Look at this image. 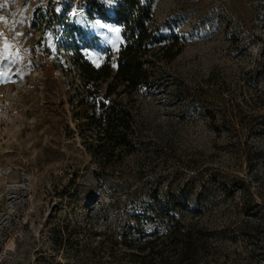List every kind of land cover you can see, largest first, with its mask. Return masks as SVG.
<instances>
[{
    "label": "rangeland",
    "instance_id": "374dc122",
    "mask_svg": "<svg viewBox=\"0 0 264 264\" xmlns=\"http://www.w3.org/2000/svg\"><path fill=\"white\" fill-rule=\"evenodd\" d=\"M100 1L114 0H0V264H113L122 227L141 247L175 240V223L192 240L182 264H264V0H153L181 51L138 91L139 151L97 178L60 69L62 15L91 62L115 58L120 27ZM36 7L50 24L31 25Z\"/></svg>",
    "mask_w": 264,
    "mask_h": 264
},
{
    "label": "trees",
    "instance_id": "16d2710c",
    "mask_svg": "<svg viewBox=\"0 0 264 264\" xmlns=\"http://www.w3.org/2000/svg\"><path fill=\"white\" fill-rule=\"evenodd\" d=\"M153 0H114L112 4L96 3V11L120 27L121 41L114 59L109 52L99 65L91 62L83 49L80 27L70 17L62 15L64 47L67 50L62 61L61 73L67 80V101L73 127L71 134L77 135L80 145L94 164L92 175L100 178L106 172L120 165L127 156L139 151L141 133L139 130L138 91L150 90L160 78V67L173 60L181 51L180 37L176 33H163L153 23ZM47 15L36 7L31 15V25L39 27L50 24ZM51 14L50 18H53ZM173 204L185 207L178 200ZM168 207L158 210L166 216ZM144 214L157 211L147 204ZM168 214V215H167ZM140 218V217H139ZM139 220V219H138ZM180 223L168 226L176 239L168 235L164 239H147L138 247L141 229L128 224L121 228L119 240L111 241V262L113 264H182L192 240ZM133 247L139 249L133 250ZM147 248L146 253L141 250ZM173 251V258L164 256ZM116 251V252H115ZM109 262V263H111ZM103 264V263H102ZM175 264V263H174Z\"/></svg>",
    "mask_w": 264,
    "mask_h": 264
}]
</instances>
